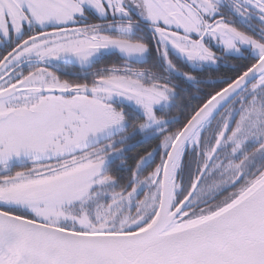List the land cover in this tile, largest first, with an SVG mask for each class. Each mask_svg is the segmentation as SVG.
<instances>
[{
  "label": "snow or ice",
  "instance_id": "1",
  "mask_svg": "<svg viewBox=\"0 0 264 264\" xmlns=\"http://www.w3.org/2000/svg\"><path fill=\"white\" fill-rule=\"evenodd\" d=\"M0 264H264V0H0Z\"/></svg>",
  "mask_w": 264,
  "mask_h": 264
},
{
  "label": "trees",
  "instance_id": "2",
  "mask_svg": "<svg viewBox=\"0 0 264 264\" xmlns=\"http://www.w3.org/2000/svg\"><path fill=\"white\" fill-rule=\"evenodd\" d=\"M223 73H218V74H216L217 76H219V75H222ZM154 143V142H153ZM143 149V146L140 148V149H137V150H142Z\"/></svg>",
  "mask_w": 264,
  "mask_h": 264
}]
</instances>
